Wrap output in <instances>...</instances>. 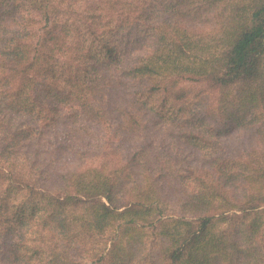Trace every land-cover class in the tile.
<instances>
[{
    "label": "trees",
    "instance_id": "1",
    "mask_svg": "<svg viewBox=\"0 0 264 264\" xmlns=\"http://www.w3.org/2000/svg\"><path fill=\"white\" fill-rule=\"evenodd\" d=\"M0 264H264V0H0Z\"/></svg>",
    "mask_w": 264,
    "mask_h": 264
}]
</instances>
